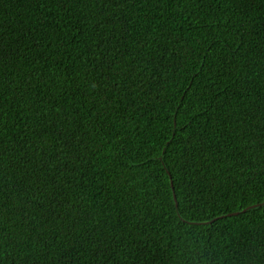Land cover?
Instances as JSON below:
<instances>
[{
	"label": "trees",
	"instance_id": "1",
	"mask_svg": "<svg viewBox=\"0 0 264 264\" xmlns=\"http://www.w3.org/2000/svg\"><path fill=\"white\" fill-rule=\"evenodd\" d=\"M0 264H264V0H0Z\"/></svg>",
	"mask_w": 264,
	"mask_h": 264
},
{
	"label": "water",
	"instance_id": "2",
	"mask_svg": "<svg viewBox=\"0 0 264 264\" xmlns=\"http://www.w3.org/2000/svg\"><path fill=\"white\" fill-rule=\"evenodd\" d=\"M230 214V213H229Z\"/></svg>",
	"mask_w": 264,
	"mask_h": 264
}]
</instances>
